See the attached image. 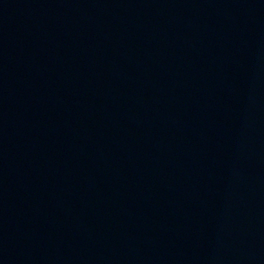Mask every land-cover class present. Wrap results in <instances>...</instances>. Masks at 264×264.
Wrapping results in <instances>:
<instances>
[{
    "label": "water",
    "instance_id": "obj_1",
    "mask_svg": "<svg viewBox=\"0 0 264 264\" xmlns=\"http://www.w3.org/2000/svg\"><path fill=\"white\" fill-rule=\"evenodd\" d=\"M255 1H258V2L264 3V0H255Z\"/></svg>",
    "mask_w": 264,
    "mask_h": 264
}]
</instances>
